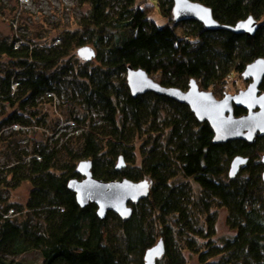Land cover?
<instances>
[{
	"label": "trees",
	"instance_id": "16d2710c",
	"mask_svg": "<svg viewBox=\"0 0 264 264\" xmlns=\"http://www.w3.org/2000/svg\"><path fill=\"white\" fill-rule=\"evenodd\" d=\"M134 1L125 0L111 16L108 0H82L87 16L73 28L61 26L57 41L41 44L14 32L0 36V144L15 161L0 167V264H24L15 259L31 250L40 264H143L145 250L160 238L164 253L156 264H187L185 251L198 264H264V136L254 143H214L209 124L198 122L188 106L153 92L134 97L125 80L131 65L165 87L186 89L193 78L216 98L239 91L228 88V78L235 73L246 85L244 67L264 59V0H191L209 7L223 25L251 16L258 25L251 36L208 30L194 20L175 22L172 0H156L173 21L159 26L149 19L152 6L146 0L132 6ZM13 11L15 16L18 8ZM81 46L94 50L90 60L75 55ZM63 89L71 101L78 93L86 107L101 108L104 124L83 131L73 147L21 148L15 136L43 122V103ZM234 113L245 110L234 107ZM236 155L248 161L230 179ZM119 156L125 165L116 169ZM82 159L91 160L93 176L103 181L149 180L148 196L131 204L126 219L113 212L99 219L95 204L78 206L67 188L69 179L81 178L76 162ZM23 180L31 184L24 205L3 198L7 186ZM8 208L26 211L13 218ZM215 208L226 210L232 232L218 240Z\"/></svg>",
	"mask_w": 264,
	"mask_h": 264
},
{
	"label": "water",
	"instance_id": "95a60500",
	"mask_svg": "<svg viewBox=\"0 0 264 264\" xmlns=\"http://www.w3.org/2000/svg\"><path fill=\"white\" fill-rule=\"evenodd\" d=\"M171 14L175 22L194 20L208 30L227 29L247 36L254 35L258 27L256 20L251 16L233 26L220 24L213 17L209 7L191 0H172ZM76 54L88 61L95 53L89 46H81L76 50ZM241 75L244 80H249L247 86L236 93H224L221 98H216L211 91L200 89L193 78L189 79L186 89L165 87L149 77L142 68H134L131 65L127 66L125 80L130 94L134 97L153 92L188 106L198 122L206 121L209 124L213 131L214 143L230 140L254 143L257 137L264 136V92L260 89L264 78V59L258 57L252 60L244 67ZM234 107H242L245 113L236 116ZM247 161L248 157L234 156L229 164L228 177L234 178L241 165ZM261 163V178L264 184V154L261 155ZM91 165L92 162L88 159L78 161L76 170L81 178L69 179L67 182V188L75 194L78 206L95 204L99 219L105 218L108 212L115 213L121 219L130 217L131 204L148 196L150 181H133L128 178L103 181L93 176ZM124 165L122 156H119L116 169ZM163 253L164 245L160 238L155 245L145 250L143 264H156V259Z\"/></svg>",
	"mask_w": 264,
	"mask_h": 264
},
{
	"label": "rangeland",
	"instance_id": "374dc122",
	"mask_svg": "<svg viewBox=\"0 0 264 264\" xmlns=\"http://www.w3.org/2000/svg\"><path fill=\"white\" fill-rule=\"evenodd\" d=\"M81 1L82 0H0V36H8L10 33L14 32L16 34L24 33L41 44H44L47 38L48 40L57 41L59 40L61 26L73 28L76 26L75 23H78L82 18L87 16L88 6L85 3H81ZM141 1L142 0H135L132 6L139 4ZM108 2L110 6L109 13L111 16H114L121 10V6L124 5L125 0H108ZM146 3L152 6L149 13L151 22L159 26L171 24L173 22L161 13L156 0H146ZM16 7L18 8V12L14 16L13 10ZM12 16H14V19ZM21 21H23V23H20ZM74 53L78 57L76 50ZM78 58L84 61L82 58ZM244 81H247L246 85L238 81L236 74L233 73L232 76L228 78V83H230L228 88L233 91L236 90V87H240V90L244 89L249 80ZM22 83L31 84L32 82L28 78H22ZM76 95L77 99L71 101L67 98L65 90L63 89L61 95L55 96L51 103H43L41 107L44 118L43 122L34 128L23 127L21 128V135L18 137L17 135L15 136L17 139L16 142L18 141L21 148H36L39 144L44 145L45 143L54 145L56 148H61L62 145H67L69 143L70 147H73L77 144L78 140H80L83 131L91 130L98 125L104 124V119L102 118L104 113L102 109L95 108L94 106L86 107L82 97L78 95V93H76ZM161 105L168 106L166 103H161ZM77 113L83 118L81 121L72 119L71 116ZM9 132L5 131V134H9ZM139 142L140 140L136 143V148L133 153V158L136 163H139L141 160L142 148L140 149ZM263 154L264 152L261 155ZM259 161L261 162V156ZM14 162L13 155L0 144V167H6L7 164H13ZM190 175V172L185 171V176L189 177ZM30 190V182L23 180L18 185H13L11 187L7 186L6 190H4L3 198H7L14 204L20 203L24 205ZM0 208H3V206H0ZM14 208L7 209L9 211L13 209V212L8 211L9 217L20 218L25 214L26 210L24 208H20V210ZM213 211L216 212L215 240L232 234L225 221L226 210L224 208H215ZM185 256L187 264H198L195 254L185 251ZM15 260L24 264H40L41 257L36 250H31L16 257Z\"/></svg>",
	"mask_w": 264,
	"mask_h": 264
},
{
	"label": "built area",
	"instance_id": "2783aa9c",
	"mask_svg": "<svg viewBox=\"0 0 264 264\" xmlns=\"http://www.w3.org/2000/svg\"><path fill=\"white\" fill-rule=\"evenodd\" d=\"M9 212H13V209H10V211ZM8 215V214H7Z\"/></svg>",
	"mask_w": 264,
	"mask_h": 264
},
{
	"label": "bare ground",
	"instance_id": "6f19581e",
	"mask_svg": "<svg viewBox=\"0 0 264 264\" xmlns=\"http://www.w3.org/2000/svg\"><path fill=\"white\" fill-rule=\"evenodd\" d=\"M262 81H263V79H262ZM221 98V97H220Z\"/></svg>",
	"mask_w": 264,
	"mask_h": 264
}]
</instances>
